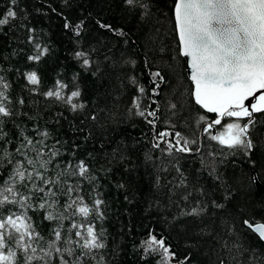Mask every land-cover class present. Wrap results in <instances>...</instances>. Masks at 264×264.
<instances>
[{
  "label": "trees",
  "instance_id": "1",
  "mask_svg": "<svg viewBox=\"0 0 264 264\" xmlns=\"http://www.w3.org/2000/svg\"><path fill=\"white\" fill-rule=\"evenodd\" d=\"M174 2L154 0L153 11L163 23L162 31L167 33L161 39L170 46L169 51L173 55L169 61L173 67L162 68L165 80L156 89L159 92L157 96L153 95L155 84L151 72L158 70L159 58L149 55V59L157 63L145 65L146 29L138 23L135 15L128 14L121 7L120 0H109L102 18L128 32L131 39L127 43L124 37L99 29L95 20L88 18L89 12L96 17L100 11L97 0H73L71 7L64 6L62 0H17L14 7L19 18L9 26H0V76L10 85L6 94L12 101L13 111L20 113L11 119L5 118V131L13 140L17 139L21 129L38 140L43 139L38 133L47 131L46 159L53 150H58L61 155L55 158L54 163H59L62 168L68 162L74 164L81 159L90 166L95 181L92 184L82 181L81 194L90 201L98 193L99 198L105 201L102 205L104 217L95 223L97 230L102 228L105 233L107 248L102 251L109 264H158L159 254L144 256L142 241L148 238L149 233L156 235L157 239L163 238L166 245H170L175 253L172 264L185 257L189 258L187 264H217L214 242L210 237L201 236L200 230L210 224L218 225L224 219L233 220L241 232V242L249 249L245 254L249 260L253 253L264 258V243L242 226L243 219L252 216L264 218V113H253L255 125L249 128L253 147L247 152L228 149L211 139L212 135L224 132L228 123L243 125L249 118L226 117L223 127L205 130L217 114L197 105L190 95L193 84L187 74L186 61L177 54L178 38L170 31L174 27ZM9 7H13L9 0H0V14ZM64 17L73 25L85 19V28L80 36L64 28ZM29 29H35L31 35L50 49L39 62L28 59L34 54V41L29 42ZM76 52H89L92 59L103 63L102 81L82 66ZM105 54L117 62L115 67L111 66V60L104 61ZM124 60L135 61V65L125 64ZM32 71L37 72L38 85L27 80V74ZM74 76L83 90L81 99L87 105L85 110L73 112L54 97L43 95L57 79L65 81L71 88ZM132 77L136 83L132 82ZM140 87L145 89L143 94L139 92ZM137 97H141L142 106L151 105L148 110L156 109L153 101L159 102V119L154 125L136 115L135 109L128 112ZM20 99L24 101L22 105L18 103ZM177 99L179 111L173 115L166 105L168 101L176 102ZM113 104L119 113L118 123L101 128L87 118L97 108ZM201 116L205 119L200 120ZM161 132L172 133L161 140L173 144L175 132L196 141L189 145L191 152L173 150L180 170L187 177L188 190L202 187L206 192L202 199L216 200L224 204V208L215 209L209 204L208 214L202 219L180 216V209L187 202L180 200L178 193L173 200L180 201L179 207L170 203L168 189L156 186L153 164L145 160L146 153H151L154 160L161 158L160 149L153 147L157 134ZM166 146V143H161V148ZM121 154L126 158L120 159ZM162 158L166 162L171 159L167 155ZM212 168H215V173L210 175ZM216 174L222 179H215ZM175 176V170L170 169L167 174H162L161 183L165 177L171 180ZM256 178L263 185L261 192L257 190ZM121 184L123 188L119 187ZM226 194L228 199H224ZM199 197V192L193 191V203ZM29 215L45 240L49 239L55 225L48 221L41 223V211L33 209ZM69 223L64 221V227L68 228ZM40 244L43 246L44 241Z\"/></svg>",
  "mask_w": 264,
  "mask_h": 264
},
{
  "label": "snow or ice",
  "instance_id": "2",
  "mask_svg": "<svg viewBox=\"0 0 264 264\" xmlns=\"http://www.w3.org/2000/svg\"><path fill=\"white\" fill-rule=\"evenodd\" d=\"M9 2L13 7L0 14V26H9L10 22L19 18L18 10L14 7L17 0ZM62 3L71 7L73 0H62ZM120 3L146 29L145 65L157 63L150 60L149 55L159 58L158 70L151 72L155 84L153 95L158 96L156 89L165 80L162 68L173 67L169 63L173 55L169 51L170 46L161 39L167 33L162 31L163 23L153 11L154 0H120ZM97 5L100 11L96 17L101 18L94 17L91 12L88 13V18L94 19L99 29L124 37L127 43L131 39L129 33L102 18L109 0H97ZM172 8L174 27L170 31L178 38L177 54L190 58V80L194 86L190 95L197 105L209 113L217 114V118L208 123L205 130L212 129L214 125L223 127L222 120L226 117H248L245 124L228 123L225 132L211 136V139L228 149H243L247 152L253 147L252 139L249 138V128L255 125L253 113H264V94L258 97L256 103L251 104V111L245 106L249 97L264 89V0H175ZM64 20L65 29H71L76 36L81 35L85 19L74 25L67 17ZM33 32L35 29H29V42L34 41V54L28 59L39 62L50 49L46 45L42 46L39 39L31 35ZM75 56L94 77L103 80L104 65L101 61L92 59L89 52H76ZM110 60L111 66L115 67L117 62L105 54L104 61ZM123 63L135 65V61L124 60ZM76 79L74 76L71 88L65 81L57 79L43 95L54 97L73 112L83 111L87 105L81 99L83 90ZM27 80L32 85L40 83L36 71L28 73ZM131 80L136 83L135 77ZM9 88L10 85L0 76V264H53L54 261L56 264H109L102 251L107 248L105 233L102 228L97 230L95 223L104 217L102 205L105 201L99 198L98 193L90 201L81 194L82 181L90 184L95 181L90 166L81 159L74 164L68 162L62 168L59 163H54L55 158L61 155L58 150H53L46 159L44 149L47 147L45 139L49 136L47 131L39 132L43 139L38 140L21 129L17 139L13 140L10 133L5 131V118L11 119L13 115L20 113L14 112L11 107L12 101L6 94ZM139 92L143 94L145 89L140 87ZM140 100L141 97H137L128 112L135 109L136 115L154 125L159 119V102L153 101L156 109L148 110L151 105L142 106ZM18 103L22 105L23 99ZM178 105L179 99L176 102L168 101L166 107L175 115L179 111ZM148 117L153 119H147ZM87 118L95 125L105 128L119 122V113L113 104L97 108ZM204 119L203 116L200 117V120ZM170 135L172 133L161 132L156 136L157 142L153 147L160 149L161 158L154 160L151 153L145 155V160L153 164L156 172V186L168 189L170 203H176L179 207L180 201L173 200L178 193L180 200L187 202L180 209V216L202 219L208 214L209 204L215 209L224 208V204L216 200L202 199L206 196L202 187L188 190L190 186L187 177L180 170L173 150L180 153L191 152L189 145L196 141L189 140L180 132H175L174 144L161 140ZM161 143H166V148H161ZM164 155L171 159L166 162L162 158ZM119 158L126 157L121 154ZM170 169L175 170L176 176L171 180L165 177L162 184V174H167ZM214 173L215 168H212L209 174ZM215 179L222 178L216 174ZM119 187L123 188L124 185ZM181 189L184 191L181 192ZM193 191L200 194L195 203L191 199ZM224 199H228L227 194ZM33 209L43 212L41 223L48 221L55 225L47 240L29 215ZM64 221L70 222L68 228L64 227ZM242 226L245 231L251 230L264 241V218L252 216L243 219ZM200 235L210 237L214 242V250L218 253L217 264H264V258L254 253L251 260L245 256L249 249L241 242V232L231 219L221 220L215 226L210 224L201 227ZM40 241H44L43 246ZM142 247L145 257L159 254L158 264H172L175 259L170 245H166L163 238L157 239L154 234L149 233L148 238L142 241ZM188 259L185 257L184 260H177V264H187Z\"/></svg>",
  "mask_w": 264,
  "mask_h": 264
},
{
  "label": "water",
  "instance_id": "3",
  "mask_svg": "<svg viewBox=\"0 0 264 264\" xmlns=\"http://www.w3.org/2000/svg\"><path fill=\"white\" fill-rule=\"evenodd\" d=\"M186 61V70H187V74H188V77L190 79V67H189V59L190 58H186V57H183ZM191 81V80H190ZM192 82V81H191ZM193 84V83H192ZM194 87V86H193ZM261 94H264V89H261L259 92H257L255 94V96H252V97H249V99H247L245 101V106L249 108V110L251 111V104L252 103H256L258 101V97L261 95ZM206 110V109H205ZM207 111V110H206ZM222 123H223V120H222ZM220 125H214V127H218ZM256 187H257V190L259 192H261L263 190V185L259 182V180L256 178ZM255 234V233H254ZM262 241V240H261ZM264 243V241H262Z\"/></svg>",
  "mask_w": 264,
  "mask_h": 264
},
{
  "label": "rangeland",
  "instance_id": "4",
  "mask_svg": "<svg viewBox=\"0 0 264 264\" xmlns=\"http://www.w3.org/2000/svg\"><path fill=\"white\" fill-rule=\"evenodd\" d=\"M226 130V129H225ZM225 130H224V132H225Z\"/></svg>",
  "mask_w": 264,
  "mask_h": 264
}]
</instances>
